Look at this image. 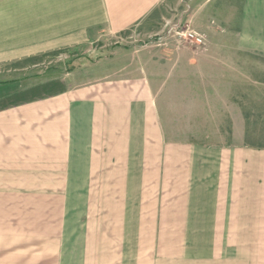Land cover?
Listing matches in <instances>:
<instances>
[{"label": "rangeland", "instance_id": "1", "mask_svg": "<svg viewBox=\"0 0 264 264\" xmlns=\"http://www.w3.org/2000/svg\"><path fill=\"white\" fill-rule=\"evenodd\" d=\"M191 1L164 6L143 27L105 42L0 59V134L4 153L16 158L0 165V264H60L63 250L64 264H226L253 255L264 264V249L251 250L254 235L218 233L230 211L252 209L250 190L234 188L224 152L235 141L221 136L226 123L190 120L172 89L153 91L165 94L158 114L144 105L142 112L141 89H123L140 79L118 70L131 53L167 59L183 49L172 29L187 27L192 10L181 7ZM93 103L110 153L96 156L94 169L89 155H76L66 169L59 160L72 134L66 116ZM247 110L245 145L264 149L262 99Z\"/></svg>", "mask_w": 264, "mask_h": 264}, {"label": "crops", "instance_id": "2", "mask_svg": "<svg viewBox=\"0 0 264 264\" xmlns=\"http://www.w3.org/2000/svg\"><path fill=\"white\" fill-rule=\"evenodd\" d=\"M214 1L192 0L181 7L192 10L186 22L205 35L204 47H186L167 59L160 55L143 56V51L138 55L131 53L129 63L118 70L140 75L138 82L132 78L131 85L123 89H141L140 103H131L141 105L142 112L144 105L145 112L158 114L156 103L165 94L153 91L172 89V98L189 107L190 120L195 116L197 121L226 123L221 136L235 141L224 152L229 171L234 170L237 179L234 188L250 190L252 209L230 211L226 225L218 233L254 235L251 250L264 249V149L245 145L247 107L259 99L264 104V81L254 76L264 74V64L254 61L264 58V0H220L222 3L216 7H205ZM179 3L180 0H0V59L30 58L105 42L143 27L155 11L164 6L175 8ZM114 85L120 87L119 83ZM66 121L72 134L69 149L64 150L60 162L68 169L70 163L77 162L76 155H89L90 169H94V163L99 161L96 156L110 153L99 138L95 103L86 108L84 104L72 107ZM136 135L143 137V130ZM3 138L0 134V165L16 162L9 152L4 153ZM11 144L6 141V148ZM77 159H81L80 163L87 160ZM58 248L62 250V244ZM59 259L60 264L66 263V250L60 251ZM245 263L260 264L254 255ZM245 263L229 259L226 264ZM211 264H225V259H214Z\"/></svg>", "mask_w": 264, "mask_h": 264}, {"label": "built area", "instance_id": "3", "mask_svg": "<svg viewBox=\"0 0 264 264\" xmlns=\"http://www.w3.org/2000/svg\"><path fill=\"white\" fill-rule=\"evenodd\" d=\"M185 29V30H184ZM183 29L182 25H175L172 29V32L176 40L175 46L177 48H186V47H204L206 43V37L200 33L195 32L188 25Z\"/></svg>", "mask_w": 264, "mask_h": 264}]
</instances>
